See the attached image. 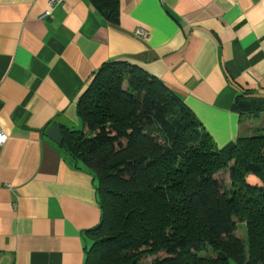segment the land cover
Here are the masks:
<instances>
[{
	"label": "crops",
	"instance_id": "1",
	"mask_svg": "<svg viewBox=\"0 0 264 264\" xmlns=\"http://www.w3.org/2000/svg\"><path fill=\"white\" fill-rule=\"evenodd\" d=\"M50 2L0 0V264H86L98 179L49 133L78 129V101L103 63L156 75L219 148L264 123L233 109L240 95L264 98V0H120L119 24L90 0Z\"/></svg>",
	"mask_w": 264,
	"mask_h": 264
},
{
	"label": "trees",
	"instance_id": "2",
	"mask_svg": "<svg viewBox=\"0 0 264 264\" xmlns=\"http://www.w3.org/2000/svg\"><path fill=\"white\" fill-rule=\"evenodd\" d=\"M90 2L120 23V0ZM233 109L263 112L264 98L239 96ZM77 113L61 146L98 179L102 204L86 264H264V134L219 148L177 93L124 59L99 67ZM231 160L226 188L215 172Z\"/></svg>",
	"mask_w": 264,
	"mask_h": 264
},
{
	"label": "rangeland",
	"instance_id": "3",
	"mask_svg": "<svg viewBox=\"0 0 264 264\" xmlns=\"http://www.w3.org/2000/svg\"><path fill=\"white\" fill-rule=\"evenodd\" d=\"M240 96L243 97V95H240ZM262 113H264V111L263 112H260V113H245L244 114V116H245L244 119L247 120L246 122H249L250 121V120H248V118L249 119H252V120L258 121V119L260 118V116L262 115ZM262 122L260 123L258 121V124L257 125H259V128H258V131L255 134H259V135L264 134V123H262ZM77 128H81V123H80L79 127H77ZM201 139H202V137L200 136V140ZM233 163H234V160H231L227 165H224L223 167H221L220 169H218L215 172L216 173L215 176H217L218 178L221 179V181L224 183V185L226 186V188H230L232 186V184H233V180L231 178V172H232L231 171V165ZM247 178H248V181L250 183L262 184L261 182H263L261 180V178L258 175H256V174H248L247 175ZM249 178L256 179L257 182H251L249 180ZM236 233L242 239H244V240L247 239V231H246V225H245V223L242 222V223L239 224ZM214 253L215 252L210 251L209 253H207V255L212 256ZM152 260H153V257H151V256L149 257L148 256V257H146L143 260L142 264H151Z\"/></svg>",
	"mask_w": 264,
	"mask_h": 264
},
{
	"label": "built area",
	"instance_id": "4",
	"mask_svg": "<svg viewBox=\"0 0 264 264\" xmlns=\"http://www.w3.org/2000/svg\"><path fill=\"white\" fill-rule=\"evenodd\" d=\"M60 1H63V0H51V5L53 6L55 3H57V2H60ZM50 14V11H47L46 13H45V16L46 15H49ZM136 34L138 35V37H140V38H145V37H147V31L146 30H144V29H138L137 31H136ZM7 139H8V135H7V133H5L3 130H1V128H0V148L6 143V141H7ZM7 186L8 187H10L11 188V185L9 184V183H7Z\"/></svg>",
	"mask_w": 264,
	"mask_h": 264
},
{
	"label": "water",
	"instance_id": "5",
	"mask_svg": "<svg viewBox=\"0 0 264 264\" xmlns=\"http://www.w3.org/2000/svg\"><path fill=\"white\" fill-rule=\"evenodd\" d=\"M50 138L55 141L56 143L58 144H61L62 141H63V135H62V132L59 130V127L58 126H54V128H52L50 130Z\"/></svg>",
	"mask_w": 264,
	"mask_h": 264
},
{
	"label": "bare ground",
	"instance_id": "6",
	"mask_svg": "<svg viewBox=\"0 0 264 264\" xmlns=\"http://www.w3.org/2000/svg\"><path fill=\"white\" fill-rule=\"evenodd\" d=\"M1 128V127H0ZM1 130H3L2 128H1ZM4 131V130H3ZM5 132V131H4ZM6 133V132H5Z\"/></svg>",
	"mask_w": 264,
	"mask_h": 264
}]
</instances>
